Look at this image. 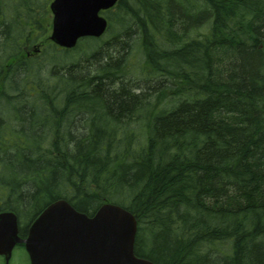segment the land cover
<instances>
[{"label": "trees", "instance_id": "16d2710c", "mask_svg": "<svg viewBox=\"0 0 264 264\" xmlns=\"http://www.w3.org/2000/svg\"><path fill=\"white\" fill-rule=\"evenodd\" d=\"M41 1L0 0L1 210L30 221L60 198L88 215L113 202L138 220L136 254L157 264H264V0H120L119 36L50 40L23 62L48 29ZM134 25L152 41L150 76L184 97L136 133L122 111L144 116L137 91L157 88L118 79L114 50Z\"/></svg>", "mask_w": 264, "mask_h": 264}, {"label": "water", "instance_id": "95a60500", "mask_svg": "<svg viewBox=\"0 0 264 264\" xmlns=\"http://www.w3.org/2000/svg\"><path fill=\"white\" fill-rule=\"evenodd\" d=\"M118 0H54L51 39L66 48L79 38L101 36L107 20L102 9ZM136 217L126 208L105 203L93 216L79 212L65 199L50 203L34 220L29 235H19L18 216L0 213V255L10 264L18 243H24L31 264H156L135 254Z\"/></svg>", "mask_w": 264, "mask_h": 264}, {"label": "bare ground", "instance_id": "6f19581e", "mask_svg": "<svg viewBox=\"0 0 264 264\" xmlns=\"http://www.w3.org/2000/svg\"><path fill=\"white\" fill-rule=\"evenodd\" d=\"M42 1L44 2L46 0H42ZM42 1H41V3H42ZM53 1L54 0L50 1V5ZM17 3H18V1L14 4H17ZM36 6L42 7V4L37 3ZM114 9L117 10V7L112 6L108 9H102L100 11V15L105 17L107 20V23H108L105 32L101 36H84V37H81V38H79L77 44L74 47H76L82 39L88 38V37L99 38V39H103L105 41V40H108L109 38H111V36L112 37L114 35L119 36L118 33L121 32V29L123 27L118 22L119 19L116 18V16L113 17L112 18L113 19L112 20V26H111V22L109 19L110 16H112L115 12H117V11L112 12ZM108 13H110V14H108ZM29 19L31 20L32 23H38L41 21V18L39 16H35V15L30 16ZM48 26L50 27V29H47V28L46 29H38L34 34V38L37 40H41L42 45H40V46L31 45L30 47L27 48L29 43L33 44L35 42V40L27 41V43L24 46V52H23L24 55H23V57H21V60L23 62L26 61L27 57L29 59H32L36 56H39L41 54L43 48L45 47L44 42H48V41L52 40L51 35L53 32L52 31L53 26L49 23H48ZM135 27L136 26L134 25V28L133 27L131 28L132 30L124 27V29H125L124 33L128 32L130 34H128V35L125 34V36L122 39V42L121 43L119 42L116 46V49L114 50L116 52L115 53V59L119 58L122 55V58L119 62V67H120L121 71H120V73L117 74L118 79L122 80L124 82V84L127 86H133V85H136L138 83L141 84V86H143V87L155 85L157 90L152 89V88H148V89L145 88V89H141L140 91H137L138 92L137 94H140V97H139L140 109L147 112V113H144V116L141 115V112H139V110L132 109L133 111H131V112L129 110H125V111L123 110L122 111L124 114L121 116L122 117L121 119L126 120L125 121L126 124L130 125V129H131L130 131H133V133L134 132L136 133L139 129L142 130L143 132H145L146 126L149 125V123L151 121H153L154 117L156 116L155 115L156 113L158 114V117H159L161 114H163L165 112H170L175 107H179L180 104L183 103L182 101L184 99V97H180V96H178L174 99H171V97L169 96V93H173V92H175V90L177 91L178 87L175 86L170 80H168L164 77L160 78L161 77L160 75H158L156 77L150 76L151 71H150L147 63H148V60L150 63H152L150 59L153 58L152 57L153 49L150 50L149 52L147 50V54H146V49H145L144 43L145 44H151L152 41H151L150 37L147 38L148 40H146L145 37L142 40L140 38L139 29L137 27L136 28ZM3 29H6V26H4ZM111 29H112V32H110ZM9 30H10L9 35H8L9 37H21L23 34L24 28H22L20 30L19 27H14L12 25V27ZM111 33L114 35H111ZM135 34H136V36H135ZM105 35H106V37H103ZM197 36H198V38L201 37V33L198 32ZM53 43L59 47H62L55 42H53ZM83 45L85 46L84 43H83ZM101 45H105V43H101ZM124 45L126 47L125 49L122 48V47H124ZM135 45L137 46L138 50H135V47H134ZM110 46H112V45H110ZM74 47H72V48H74ZM62 48H65V47H62ZM72 48H65V49H72ZM51 54L52 53L50 52V54L48 55L49 60H52V61L57 60V58H58L57 55L56 54L51 55ZM129 58H131L130 61H132L131 67L129 66V64H127V61L129 60ZM137 58H138V60H140L142 62L143 65L136 63ZM137 67H139V69H141L137 74L138 77H132V74H129V72L136 74ZM125 70H128V73ZM30 71L31 70H29L25 74H22L23 77L28 75ZM33 79L36 80L37 77H34ZM158 82L160 83V86L163 87V89L166 92H168L167 97H162L161 94L159 93L158 84H157ZM80 87L81 86H79L78 88H80ZM58 88H61L60 93H64V92L69 91V88H67V87L65 88L63 85H59ZM71 89L74 92H76V90H77V88L75 86L74 87L71 86ZM82 93L83 92H80V94H82ZM21 104H24V103H22V102L16 103V105H21ZM128 111L130 113H128ZM115 123H116V121L114 118L113 119V125H115ZM122 126H124V124ZM122 126L118 130V136H121L123 134V132L125 131V129L123 130ZM110 128L112 129V132H114V128L113 127H110ZM130 131H129V133H130ZM128 135H130V134H128ZM127 136L125 138L129 139V137H127ZM113 144L114 143L112 142V145ZM120 206L129 210L127 207H125L123 205H120ZM131 213L135 216V214L133 212H131ZM30 216H31L30 213H28V214L23 213L22 214V217L24 218L23 220H21V226L22 227H26V226L31 225L34 222V220L38 217V215H37L34 219L28 221ZM138 228H139V224H138ZM134 250H135V247H134ZM135 254H136V252H135ZM139 257H141V256H139ZM143 258H145V257H143Z\"/></svg>", "mask_w": 264, "mask_h": 264}, {"label": "rangeland", "instance_id": "374dc122", "mask_svg": "<svg viewBox=\"0 0 264 264\" xmlns=\"http://www.w3.org/2000/svg\"><path fill=\"white\" fill-rule=\"evenodd\" d=\"M49 5H50V0H46L45 2L42 3V7L45 8V10H47V11L50 10L49 9L50 8ZM114 11H117V10L114 9L112 12H114ZM108 14H110V13H108ZM106 35L103 36V37H106ZM135 36H136V34H135ZM134 47H135V50H138L136 45ZM130 60H131V58H129V60L127 61V64H129V66L131 67L132 61H130ZM136 63L142 64V62L140 60H138V58H137ZM140 70L141 69H139V67H137L136 74L135 73H131V72H129V74H132V77H138L137 74H138V72ZM125 71L128 73V70H125ZM0 264H1V260H0ZM11 264H28V254L25 251V249L16 248L14 250L13 256L11 258Z\"/></svg>", "mask_w": 264, "mask_h": 264}, {"label": "flooded vegetation", "instance_id": "af4514ba", "mask_svg": "<svg viewBox=\"0 0 264 264\" xmlns=\"http://www.w3.org/2000/svg\"><path fill=\"white\" fill-rule=\"evenodd\" d=\"M41 42H42L41 40H37V39H35V42H34L33 44H30V43H29V45L27 46V48L30 47L31 45H33V46H36V45H37V46H40V45H41ZM28 51H29V50H28ZM5 122L7 123L8 120L6 119ZM4 193H6V192H4ZM5 201H6V199H5L4 201H2V200L0 199V212L3 211V210H1V208H2L1 206L3 205V203H4ZM21 227H22V226H21ZM29 228H30V225L27 226V229L25 230V232H22V231L20 230L19 234H20V236H21L22 238H25V237L28 236ZM16 248L25 249V245H24L23 243H19V244L16 245L15 249H16ZM0 260H4V257L1 256V255H0ZM4 263H5V260H4ZM28 264H30V260H29Z\"/></svg>", "mask_w": 264, "mask_h": 264}]
</instances>
